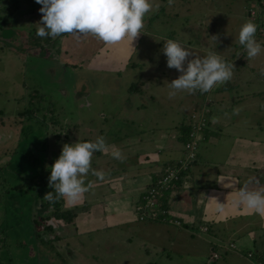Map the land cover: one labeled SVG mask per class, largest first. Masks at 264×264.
<instances>
[{
  "label": "rangeland",
  "instance_id": "rangeland-1",
  "mask_svg": "<svg viewBox=\"0 0 264 264\" xmlns=\"http://www.w3.org/2000/svg\"><path fill=\"white\" fill-rule=\"evenodd\" d=\"M263 1L172 0L169 4L164 0L155 13L146 14L130 65L106 71L64 53L61 40L65 34L55 39L36 35L40 25L27 15L40 13L42 6L36 0H1L0 19L5 23L0 25V264H141L135 260L147 256L131 253L139 240L125 239L122 224L86 232L72 225L60 228L55 219L43 218L49 210L39 202L46 200L44 196L52 189L46 164L58 159L66 143L94 142L98 130H103L106 143L113 135L120 147V141L131 139L135 132L128 127L130 116L136 124L157 122L163 129H172V123L164 122L174 120L179 122L174 127L176 133L181 121L189 128L194 125L191 111L200 114L204 110L206 127L215 119L227 122L229 115L243 122L255 121L264 136ZM246 22L258 26L255 39L262 45L261 53L252 59L238 42ZM168 39L189 45L187 49L194 56L211 52L233 63L231 80L217 86L218 90L179 92L170 98L168 83L181 73L167 67L162 49ZM90 51L91 47L84 44L82 54L90 56ZM238 97L244 100V109L232 111L229 104V112L217 113ZM156 104L160 105L151 107ZM26 110L30 112L22 115ZM91 163L95 164V158ZM105 168L99 161L93 167L97 171ZM92 176L90 172L86 178ZM36 185L44 187L42 198L37 200L30 190ZM170 240L161 244L158 239L149 240L164 248L172 259L161 256L158 264L201 259L202 252H196L194 257L183 254L185 260H178L177 247ZM185 243L192 253L191 243ZM179 247L183 250L181 244Z\"/></svg>",
  "mask_w": 264,
  "mask_h": 264
},
{
  "label": "crops",
  "instance_id": "crops-1",
  "mask_svg": "<svg viewBox=\"0 0 264 264\" xmlns=\"http://www.w3.org/2000/svg\"><path fill=\"white\" fill-rule=\"evenodd\" d=\"M163 1L150 0L154 13L158 10V3ZM32 13L27 15L32 16L33 23H38L39 15L42 14ZM153 35L156 37V34ZM177 42L190 48L184 42ZM83 43L91 47L90 56L82 54ZM139 43L140 38L137 37L132 43L124 40L109 46L91 35H82L77 39L71 34H65L61 40L64 53H71L73 59L86 60L91 68L106 71L121 70L123 65H130L132 53ZM243 101L238 97L231 103L227 102L228 105L217 113L229 112V104L233 105L232 111L244 109L246 105ZM158 105L151 107L156 108ZM189 114L194 113L191 111ZM132 118L130 116L128 123V127L135 131L130 135L131 139L121 138L122 145L119 147V141L110 135L112 140L106 143L109 152L98 151L92 157L95 158L92 168L98 161L106 167L102 169L105 174L103 180L94 175L90 179L85 178L86 183L92 184V188L75 204L61 199L62 210L81 209L72 224L56 219L55 223H59L57 225L60 228L72 225L74 229L81 228L86 232L101 231L122 224L126 230L125 239L139 240V244L131 247V253L147 256L135 260H141V264H158L161 256L165 258L163 260L171 261L164 248L149 243L150 239H158L161 244L171 238L177 247L178 260H185L183 254L194 257L196 252H202L200 260L194 257L187 260L186 264H264V215L236 203L239 189L245 186L249 190L264 188V136H261L263 131L260 125L257 123L255 126V121L243 122L228 115L225 118L227 122L215 119L205 127L192 166L163 201V207L169 212L167 217L180 223L176 226L157 220L139 221L134 206L142 191L166 167L185 159L184 145L187 140H184L182 131L183 128H189V125L185 126L181 121V126L174 133L179 124L174 120L164 122L172 123V129H163L157 122L141 125L136 124ZM97 133L99 137L103 136V130ZM112 146L121 151L122 160L111 156ZM106 156L109 158L106 159ZM203 228H206L205 232L200 231ZM186 240L191 243L192 253H188ZM213 254H217V259H212Z\"/></svg>",
  "mask_w": 264,
  "mask_h": 264
},
{
  "label": "clouds",
  "instance_id": "clouds-1",
  "mask_svg": "<svg viewBox=\"0 0 264 264\" xmlns=\"http://www.w3.org/2000/svg\"><path fill=\"white\" fill-rule=\"evenodd\" d=\"M36 3L42 6L39 9L42 14L38 22L40 27L36 32L38 37L55 39L63 34H71L79 39L82 35H91L109 46L124 40L132 43L143 33L144 18L153 10L150 0H36ZM171 3L172 0H169ZM257 27L252 22H246L239 31L238 42L246 50L248 59L257 57L262 50V45L255 39ZM162 51L167 58V67L181 73L168 83L170 98L179 92L207 93L233 76V63L225 62L215 53L210 52L204 57L194 56L172 39L163 43ZM98 151L109 152V146L102 136L94 142L64 144L60 156L50 166L48 184L53 191L43 199L50 202L64 199L73 204L81 200L92 188V184L85 180L90 172L100 180L104 178L103 171L92 168L93 154ZM110 154L114 159H123L121 151L115 146L111 147ZM236 196L237 204L264 215V188L249 190L245 186L237 191Z\"/></svg>",
  "mask_w": 264,
  "mask_h": 264
},
{
  "label": "built area",
  "instance_id": "built-area-1",
  "mask_svg": "<svg viewBox=\"0 0 264 264\" xmlns=\"http://www.w3.org/2000/svg\"><path fill=\"white\" fill-rule=\"evenodd\" d=\"M250 14L254 15L253 12ZM204 112L205 111L202 110L200 114H192V120L195 123L190 127L188 140L184 145L185 159L175 165L166 167L163 173L154 179L149 187L142 191L139 201L134 206V211L139 221L149 219L174 224L176 226L180 225L178 221L171 220L167 217L169 212L163 207V201L165 200L167 193L178 184L184 173L188 170V165L192 164L196 158V152L198 145L201 142L202 132L206 127V122L202 120ZM200 231L205 232L206 228H203ZM217 257V254L212 255V259H217Z\"/></svg>",
  "mask_w": 264,
  "mask_h": 264
},
{
  "label": "trees",
  "instance_id": "trees-1",
  "mask_svg": "<svg viewBox=\"0 0 264 264\" xmlns=\"http://www.w3.org/2000/svg\"><path fill=\"white\" fill-rule=\"evenodd\" d=\"M262 6H264V5L262 4ZM4 23H5V20L0 19V25H4ZM262 27H264V26L262 25ZM223 92H225V91H223ZM29 112H30L29 110H26L25 112L22 113V115L26 116L27 115L26 113H29ZM189 131H190L189 128L182 131V135H183L184 140H188ZM30 190L32 193L35 194L36 200L39 197L42 198L44 187L41 188L40 186L36 185L35 188H31ZM51 191H53V189H51L50 192ZM53 195H55V193H53ZM54 202H55V204H53L52 206H51V202L47 199L39 202L40 206L45 207L46 209L49 210L48 214L45 215L43 218L46 219V221H48V219H50V218H54L56 220H62L65 224H72L73 220L75 219V216L77 215L78 211H80L81 209L62 210L61 199H57ZM46 225H47L46 228L52 229L51 224H46Z\"/></svg>",
  "mask_w": 264,
  "mask_h": 264
},
{
  "label": "flooded vegetation",
  "instance_id": "flooded-vegetation-1",
  "mask_svg": "<svg viewBox=\"0 0 264 264\" xmlns=\"http://www.w3.org/2000/svg\"><path fill=\"white\" fill-rule=\"evenodd\" d=\"M51 165H52V164H51V163H49V162L46 164V166H48L49 168H50V166H51Z\"/></svg>",
  "mask_w": 264,
  "mask_h": 264
}]
</instances>
